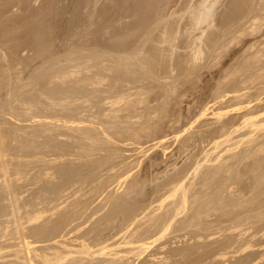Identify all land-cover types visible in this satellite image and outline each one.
Returning a JSON list of instances; mask_svg holds the SVG:
<instances>
[{"label": "rangeland", "instance_id": "1", "mask_svg": "<svg viewBox=\"0 0 264 264\" xmlns=\"http://www.w3.org/2000/svg\"><path fill=\"white\" fill-rule=\"evenodd\" d=\"M189 1L0 0L1 131L6 130V120L14 119L6 111L16 109V103L25 107L27 102H39L43 107L49 96L55 103L66 97L62 104L53 105L56 108L89 115L93 110L92 116L97 113L96 118L110 127L108 135L87 125L62 128L76 138V143L70 140L71 150L79 148L82 154L57 160V165L69 161V166L54 173L51 184L40 165L53 157L31 154L33 146L31 152L19 153L14 134L6 131L13 146L6 150V158L0 157V264H29L30 260L48 264L45 259L50 256L52 264H84L83 259L85 264H264V124L251 131L250 119L253 115L257 123L264 119V0H220L215 17L200 25H195L198 14L193 12L213 0ZM202 28L203 39L196 44ZM196 46L204 54L195 59ZM119 95L124 99L117 100ZM27 124L19 121L16 126L19 131L42 127ZM91 132L95 140L88 138ZM219 143L223 145L215 148ZM3 162L10 167L2 166ZM1 166L10 169L14 198L21 197L24 209L16 216L24 220L19 223L27 229L32 254L27 255L19 234L15 235L22 226L11 211L12 194L7 195ZM178 173L188 175L190 202L166 222L161 236L148 238L158 230L160 217L169 218L176 211L181 190L167 198L174 191L167 183ZM37 180L48 182L46 188L37 190ZM128 187L139 193L130 194L125 205L114 206L115 197ZM63 192L68 197L65 208L57 210L55 201L49 215L32 218L36 209H43V201ZM131 210L141 215L133 219L134 224L130 219L126 222ZM72 220L67 231L74 230L60 239H66L64 245L71 241L74 253L67 255L62 249L67 256L61 259L63 244L46 240L51 235L44 227ZM137 236H146L140 251L128 243ZM47 241L61 254L50 251ZM84 250L87 254L80 253ZM41 256H47L43 262Z\"/></svg>", "mask_w": 264, "mask_h": 264}, {"label": "bare ground", "instance_id": "2", "mask_svg": "<svg viewBox=\"0 0 264 264\" xmlns=\"http://www.w3.org/2000/svg\"><path fill=\"white\" fill-rule=\"evenodd\" d=\"M189 1V0H188ZM212 1V0H211ZM190 2V1H189ZM199 2V1H198ZM205 2V1H204ZM204 2H202V3H204ZM220 2V0H213L212 2H210L209 4H207V5H204V6H202V8L201 9H199V11L197 10V12H193V13H196V14H198L197 15V17L196 18H194L195 20H196V24L195 25H200L201 23L203 24V23H205V22H207V21H209V19H210V17H213L214 16V13H215V11L217 10V5H218V3ZM181 3V2H180ZM192 3V2H191ZM190 3V4H191ZM188 5V4H187ZM199 5V4H198ZM154 7V6H153ZM177 7V6H176ZM175 7V8H176ZM189 7V6H188ZM184 8V7H183ZM190 8V7H189ZM164 9V8H163ZM172 9H174V8H172ZM193 9V8H192ZM240 10V9H239ZM161 11V10H160ZM186 11V10H185ZM187 12V11H186ZM169 13V12H168ZM177 13V12H176ZM183 13V12H182ZM185 13V12H184ZM170 14V13H169ZM185 15V14H184ZM171 16H172V14H171ZM191 16V15H190ZM256 16V15H255ZM182 17L183 16H181V19H182ZM191 17H193V16H191ZM195 17V16H194ZM215 17V16H214ZM219 17V16H218ZM256 18V17H255ZM255 18L253 17L252 19L255 21ZM258 18V17H257ZM262 18V17H261ZM259 19V18H258ZM183 20V19H182ZM253 21V22H254ZM210 22H211V19H210ZM210 22H208V26H209V24L211 25L212 23H210ZM213 22V21H212ZM256 23V22H255ZM206 24V23H205ZM162 25V24H161ZM191 25V24H190ZM187 26V25H186ZM189 26V25H188ZM207 27V26H206ZM168 28V27H167ZM167 28H165V30L166 31H168L167 30ZM192 28H193V26H192ZM205 28V27H204ZM204 28H202V33L200 34V35H196L197 37H195V39L194 40H196V38H197V40H196V44H197V42H198V40L200 39L201 40V38L203 39V37H202V35H203V32H204ZM177 29V28H176ZM198 29H199V27H198ZM146 30V29H145ZM189 30H190V28H189ZM164 32V36L166 35V33L167 32ZM172 31V30H171ZM194 31V30H193ZM176 33V32H175ZM191 33V32H190ZM189 33V34H190ZM44 34V33H43ZM42 33H41V35H43ZM145 35V34H144ZM171 35V34H170ZM175 35V34H174ZM192 35H195V33L194 34H192ZM163 36V35H162ZM169 35L167 34L166 35V37H168ZM43 37V36H42ZM165 37V38H166ZM44 38V37H43ZM143 38V37H142ZM161 38V37H160ZM164 38V39H165ZM169 38H170V36H169ZM172 39V38H171ZM170 40V39H169ZM165 41V40H164ZM172 42V41H171ZM204 42V41H203ZM174 43V42H173ZM176 43H177V41H176ZM193 43H195V42H193ZM200 43V42H199ZM166 44V43H165ZM172 44V43H171ZM195 44V45H196ZM142 45V44H141ZM191 45V44H190ZM195 45H194V47H195ZM167 46V45H166ZM170 46V45H169ZM185 46V45H184ZM193 46V45H192ZM177 47V46H176ZM199 47H200V45H199ZM201 47H202V45H201ZM145 48V47H144ZM191 48V50H192V47H190ZM198 47L196 46V50H195V54H194V58L196 59V58H198V57H200V55H203L204 54V49H203V51H202V48L200 49H197ZM195 49V48H194ZM189 50V49H188ZM143 52V51H142ZM162 52V51H161ZM203 53V54H200V53ZM125 53H127V52H125ZM171 53H172V51H171ZM140 54V53H139ZM164 54V53H163ZM136 55V54H135ZM193 55V54H192ZM149 56V55H148ZM136 57V56H135ZM201 57H203V56H201ZM142 58V57H141ZM195 59L193 60V61H195ZM198 60V59H197ZM126 62V61H125ZM153 64V63H152ZM148 66V65H147ZM145 69V68H144ZM112 70V69H111ZM176 70V69H175ZM108 71V70H107ZM138 71V70H137ZM131 74V73H130ZM173 74V73H172ZM107 76V75H106ZM104 77V76H103ZM240 77V76H239ZM227 78V77H226ZM103 79V78H102ZM101 79V80H102ZM138 81V80H137ZM133 83V82H132ZM242 83H243V81H242ZM131 84V83H130ZM134 84V83H133ZM246 84V83H245ZM134 86V85H133ZM145 86H147V85H145ZM139 87V86H138ZM264 87V86H263ZM236 88V87H235ZM243 88V87H242ZM141 89V88H140ZM33 90V89H32ZM131 90V89H130ZM136 90V89H135ZM132 91H133V89H132ZM142 91V90H141ZM234 91V90H233ZM239 92H241V91H239ZM239 92H237V93H239ZM246 92V91H245ZM127 93V92H126ZM136 93V92H135ZM157 93V92H156ZM7 94V93H6ZM119 94V93H118ZM232 94V93H231ZM234 94V93H233ZM242 94V93H241ZM240 94V95H241ZM258 94V93H257ZM129 95V94H128ZM238 95V94H237ZM236 95V96H237ZM240 95H238L239 97H240ZM246 95V94H245ZM8 96V95H7ZM36 96V95H35ZM61 96H63V95H61ZM60 96V97H61ZM120 96V97H119ZM118 97H116L117 98V100L120 98L121 99V97H122V95H119ZM126 96V95H125ZM259 96V95H258ZM51 96H49V97H47L48 99L47 100H49L48 101V103H46V105L45 106H41L42 105V103L40 104L39 102L38 103H33V102H27L26 103V105L27 106H25V107H23L22 105H21V103H16L15 104V108L16 109H14V110H11V111H6L7 113H10L11 115H12V117H14V119H11L10 117H8V118H10L11 120H6L5 122H4V129H6L5 131H1L2 129H0V157H5L6 158V150H9V149H11L10 148V146H13L12 144H13V142L11 143L10 141H8V139H7V132L9 131V132H11V134L13 133L14 134V137L16 138V140L18 141V143L17 144H19L18 146H19V148H20V152L19 153H21L22 152V154L23 153H25L26 154V152L28 151V150H30V149H32V148H34L33 150H32V152H31V150H30V152H31V154H33V153H39V154H41V155H43V156H46V157H53V158H50L48 161H45V163L43 162V164H42V162H41V164L42 165H40L41 166V168H42V170H43V175L45 176V175H49L48 176V181H50V184H51V180L54 178V173H56V175H58L57 173H59V171H60V169H65L66 170V168H68L66 165H68V162H61V164L59 165V162H58V165H57V160H62V161H64L63 160V158L65 157V156H71V155H81L80 154V150H79V148H77L78 150H74V151H72L71 149H72V147H71V145L74 147V145L72 144V143H70V140L72 141V139L74 140V142L76 143V138H73L74 136H72V135H70L68 132H67V130L66 131H64L62 128H69V129H71V127H74V126H77L78 124V126L80 127V126H82V127H84V125H87L89 128L91 127V129H92V131L94 132V129L93 128H95L97 131L98 130H101L102 131V133L103 134H105V133H107V135H108V133H109V130H110V127L109 126H106V124L105 123H103V122H101L100 120H99V118H96V115H97V113H96V115L95 116H92V111H91V115H89V114H87L85 111L84 112H82V111H77V113L75 112V111H68L67 109V111H65V110H61L60 108L58 109V108H56L55 106H53V105H55L56 103H57V105L56 106H58V104L60 105V103L62 104L63 103V101H65V99H66V97H63V98H61V100H60V103L59 102H54L55 100H53V99H55V98H53V99H51L50 98ZM238 97V98H239ZM242 97V96H241ZM240 97V98H241ZM256 97V96H255ZM123 98V97H122ZM60 99V98H59ZM124 99V98H123ZM258 99V98H257ZM38 100V99H37ZM56 100H57V98H56ZM122 100V99H121ZM39 101V100H38ZM57 101H59V100H57ZM114 103H116V102H114ZM221 103V102H220ZM25 104V103H24ZM209 104H211V103H209ZM31 107H34V109L32 110V108ZM63 107V106H62ZM208 107V106H207ZM204 108V107H203ZM209 108V107H208ZM220 108V107H219ZM254 108H256L255 106H254ZM2 109V108H1ZM0 109V110H1ZM253 109V108H252ZM205 110L207 111V109L205 108ZM242 110V109H241ZM182 111V110H181ZM216 111V110H215ZM248 111V110H247ZM250 111V110H249ZM236 112V111H235ZM84 113H86V114H84ZM95 113V112H94ZM260 113V112H259ZM10 114H8V115H10ZM100 114V113H99ZM98 114V115H99ZM239 114V113H238ZM14 115V116H13ZM21 115L22 116H24V117H26L25 119H22L21 118ZM85 115V116H84ZM94 115V114H93ZM107 115V114H106ZM114 115V114H113ZM247 115V114H246ZM252 115V114H251ZM202 116V115H201ZM250 116V115H249ZM257 115H253L252 117H250V119H252L251 120V131H252V129H256L257 127H259V126H261L262 124H264V119L260 122V123H257V122H255L254 121V118L256 117ZM98 117V116H97ZM99 117H102V115L100 114V116ZM103 117H105V115L103 116ZM102 117V118H103ZM4 119V118H3ZM99 120V122H98V120ZM1 120V119H0ZM3 121V120H2ZM19 121H26L28 124L27 125H29V122H31V123H33L32 125H35V123H38V124H40L42 127L41 128H38L39 126H37V127H34L33 126V129L32 130H28L27 129V127L29 128L30 126H27V127H24V128H22V130L21 131H19L20 130V128L19 127H17L16 126V124L19 122ZM220 121H221V119H220ZM228 121V122H227ZM226 122L227 123H229V122H231V119L230 120H227ZM11 122H13V123H11ZM55 122H57V123H55ZM234 122V121H233ZM1 123V122H0ZM54 123V124H53ZM108 123V122H107ZM224 123H225V121H224ZM3 125V124H2ZM43 125H46V126H43ZM110 125H111V123H110ZM223 125H226V124H223ZM228 125V124H227ZM77 126V127H78ZM3 127V126H2ZM109 129H108V128ZM221 128L223 127V126H220ZM228 127H230V126H228ZM234 127V126H233ZM236 127V126H235ZM234 127V128H235ZM240 127V126H239ZM0 128H1V125H0ZM224 128V127H223ZM68 129V130H69ZM111 129H113V128H111ZM227 128H225V130H226ZM229 129V128H228ZM72 130V129H71ZM70 130V131H71ZM74 130V129H73ZM89 131L87 132V133H89L90 132V129H88ZM114 130V129H113ZM224 130V129H223ZM236 130V129H235ZM7 131V132H6ZM87 131V130H86ZM217 131V130H216ZM227 131V130H226ZM19 132H22V133H19ZM76 132V131H75ZM215 132V131H214ZM219 132H221V130L219 131ZM229 132V131H228ZM83 133V132H82ZM92 133V132H91ZM90 133V134H91ZM225 133V132H224ZM223 133V134H224ZM10 134V135H11ZM12 134V135H13ZM71 134H72V132H71ZM86 134V133H85ZM90 134H88V135H90ZM110 134H112V132L110 133ZM109 134V135H110ZM229 134V133H228ZM93 133L88 137V138H91V140L93 139V140H95V137H96V135L94 136V138H93ZM92 136V137H91ZM101 136H103V135H101ZM105 136V135H104ZM53 137L55 138V140H57L56 142L54 141V139H53ZM71 138V139H70ZM78 138V137H77ZM84 138V137H83ZM99 138V137H98ZM217 139V138H216ZM216 139H215V141H216ZM14 140V139H13ZM65 140V141H64ZM91 140H90V142H91ZM161 140H162V138H161ZM164 140V139H163ZM64 141V142H63ZM262 141V140H261ZM55 142V143H54ZM73 142V141H72ZM15 143V142H14ZM30 143H32L31 145H29ZM66 143V144H65ZM68 143V144H67ZM212 143V142H211ZM129 144H131V143H129ZM213 144V143H212ZM259 144V143H258ZM257 144V145H258ZM262 144V143H261ZM261 144H259V145H261ZM223 145V143H219V144H216V146H215V148H219V147H221ZM263 145V144H262ZM18 146H17V148H18ZM33 146V147H32ZM85 146V145H84ZM155 146V145H154ZM32 147V148H31ZM18 148V149H19ZM76 148H74V149H76ZM137 148V147H136ZM164 150H166V149H164ZM168 150V149H167ZM224 150V149H223ZM255 150H256V148H255ZM228 151H230V149H226V151L225 152H228ZM254 151V150H253ZM259 151V150H258ZM261 151V150H260ZM166 152V151H165ZM251 153V152H250ZM30 154V155H31ZM175 154V153H174ZM5 155V156H4ZM8 155V154H7ZM17 155V154H16ZM28 155V154H27ZM236 156L238 155V153L237 154H235ZM235 155H234V157H235ZM248 155V154H247ZM18 156V155H17ZM37 156V154L35 155V157ZM55 156V157H54ZM83 156V155H82ZM222 156V153H220L219 154V156L218 157H221ZM3 157L1 158V159H3ZM33 157V156H32ZM80 157V156H79ZM176 157V156H175ZM174 157V158H175ZM217 157V156H216ZM249 157H250V155H249ZM28 158V157H27ZM31 158V157H30ZM39 158H40V156H39ZM42 158V157H41ZM68 158H70V157H68ZM171 158V156L168 158V160H167V158H166V161H168L169 162V159ZM173 158V159H174ZM229 158V157H228ZM228 158H226V159H228ZM230 158H232V160H233V157H230ZM229 158V159H230ZM248 158V157H247ZM0 159V160H1ZM11 159V158H10ZM13 159V158H12ZM15 159H16V157H15ZM17 159H19V157L17 158ZM26 159V158H25ZM172 159V158H171ZM222 160H223V158H221ZM226 159H224V160H226ZM228 159V160H229ZM235 159H236V157H235ZM8 160V159H7ZM72 160V159H71ZM91 160V159H90ZM223 160V161H224ZM4 161H5V159H4ZM42 161V160H41ZM66 161V160H65ZM76 161H78V160H76ZM75 161V162H76ZM38 162V161H37ZM167 162V163H168ZM214 162V161H213ZM221 162V161H220ZM226 162V161H225ZM224 162V163H225ZM243 162V161H242ZM4 163V162H3ZM2 163V166H4L5 165V163H7V162H5L4 164ZM39 163V162H38ZM54 163H56V165L54 164ZM165 163V162H164ZM166 163V164H167ZM177 163V162H176ZM54 165V166H52V165ZM173 164V163H172ZM221 164H223V163H221ZM231 164V163H230ZM32 165V164H31ZM164 165V164H163ZM170 165V164H169ZM169 165H167V166H165L166 167V169H170V167H171V165H170V167H169ZM225 165V164H224ZM233 165V164H232ZM263 165V164H262ZM1 166V167H2ZM14 166V165H13ZM40 166H39V168H40ZM65 166H66V168H65ZM69 166V165H68ZM211 166V165H210ZM5 167H6V165H5ZM7 167H10V166H7ZM6 167V168H7ZM17 167V166H16ZM35 167V166H34ZM156 167V166H155ZM159 167V166H158ZM164 167V166H163ZM167 167H169V168H167ZM28 168V167H27ZM26 168V169H27ZM40 168V169H41ZM154 168V167H153ZM193 168V167H192ZM211 168V167H210ZM223 168V167H222ZM239 168H240V166H239ZM2 169H5V168H3L2 167ZM13 169V168H12ZM122 169V168H121ZM120 169V170H121ZM226 169V168H225ZM10 170V169H5V170H2L3 171V173L5 172V174H4V176H3V182H4V184L5 185H7V187L9 188V192H7L8 194V196H10V194H12L11 195V197L13 198H9L10 199V201H12V202H10V203H12L11 205H12V213H14L15 214V216L14 217H18V216H16L17 214H19V210H21V211H23V206H22V202L20 203L19 201H20V199H21V197L19 198V197H17L16 195V198H14V192H15V190H13L14 192H12V189H14V188H12V187H14L15 185L13 184L12 185V182H11V179H12V177H11V175L9 174V172L8 171ZM154 170H155V168H154ZM192 170V169H191ZM208 170V169H207ZM222 170V169H221ZM35 171V170H34ZM64 171V170H63ZM159 171V170H158ZM168 171V170H167ZM225 171V170H224ZM20 172V171H19ZM61 172V171H60ZM128 172V171H127ZM182 172V171H181ZM207 172V171H206ZM22 173V172H21ZM40 173V172H39ZM190 173V172H189ZM228 173H229V171H228ZM227 173V174H228ZM30 174H31V172H30ZM60 174H62V173H60ZM129 174V173H128ZM185 175H181V174H179L178 173V175L176 174V175H174V177L171 179V180H169V183H167V184H169V185H171V186H173V192L170 194V195H168L167 196V198L168 197H171V196H173V195H175L176 194V192L178 191V190H181V194H180V198H179V201L177 202V204H176V206H175V212L173 213V215L171 216V217H169L168 218V216H162V217H160L161 218V222H160V226H155V228H157L158 230L156 231H154L153 230V228H151L154 232L151 234V235H149L148 236V238H150V237H152V236H154V235H156V234H160V236H161V234L162 233H164L163 232V230H164V226H166L165 224H167L170 220H172V219H174L179 213H180V209L181 208H184V207H186L187 206V204L190 202V194H188L189 192V189H188V187L186 186V178H187V176L188 175H186L187 173H184ZM18 175V174H17ZM39 175V174H38ZM55 175V176H56ZM62 175H64V174H62ZM19 176V175H18ZM23 176V175H22ZM53 176V177H52ZM204 176V175H203ZM29 177V174L26 176V178H28ZM39 177V176H38ZM51 177V178H50ZM202 177V176H201ZM208 177V176H207ZM212 177V176H211ZM214 177V176H213ZM2 177H0V179H1ZM34 178H36V177H34ZM41 178V177H40ZM50 178V179H49ZM123 178V177H122ZM203 178V177H202ZM216 178V177H215ZM16 179V178H15ZM24 179V178H23ZM31 179V178H30ZM43 179V178H42ZM45 179V180H46ZM18 180V179H17ZM28 180V179H27ZM44 180V181H45ZM46 180V181H47ZM237 180V179H236ZM32 181H33V178H32ZM36 181V180H35ZM38 181V180H37ZM44 181L42 180V182H41V180H40V182L38 181L37 183H35V184H37V190L38 189H43L44 187L46 188V186H47V184H48V182H46V183H44ZM208 181V180H207ZM1 183H2V180L0 181ZM21 182V181H20ZM25 182V181H24ZM27 182V181H26ZM135 182V181H134ZM18 183V182H17ZM53 183V182H52ZM137 183V182H136ZM135 183V184H136ZM210 183H211V181H210ZM31 184H32V182H31ZM133 184V183H132ZM167 184H165V185H167ZM129 185V184H128ZM165 185H163V186H165ZM204 185V184H203ZM33 186V185H32ZM31 186V187H32ZM50 186V185H49ZM53 186V185H52ZM75 186V185H74ZM133 186V185H132ZM135 186V185H134ZM133 186V187H134ZM162 186V184L161 185H159V187H161ZM163 186H162V188H163ZM207 186V185H206ZM35 187V186H34ZM130 189H131V184H130ZM129 187L128 188H126L125 190H123V192L125 191V193H123V192H121L120 193V196L118 197V196H116V197H118V198H116L115 197V199H116V201L113 203V205L115 206V204L117 203H119V205L120 204H123L124 203V205H125V203H126V199L127 198H129V196H130V194L132 195V194H134V193H136V194H138L139 192V190L137 191V190H131L130 191V189H129ZM158 187V188H159ZM195 187H196V185H195ZM203 187V186H202ZM3 188V187H2ZM7 188V189H8ZM12 188V189H11ZM81 188V187H80ZM157 188V189H158ZM23 189V188H22ZM25 189V188H24ZM27 189V188H26ZM71 189H72V187H71ZM70 190V189H69ZM78 190V189H77ZM200 190V189H199ZM135 191V192H134ZM137 191V192H136ZM23 192V194L25 193L24 191H22ZM60 192V191H59ZM68 191H67V189H66V193H67ZM70 192V191H69ZM80 192V191H79ZM142 192V191H141ZM28 193V192H27ZM66 193L65 192H63L62 194L60 193L57 197H55V198H50V197H46L47 198V200H45V201H43V200H41L40 202H42L43 201V207L42 206H40V207H42L43 209H36L34 212V216H32V218L34 219V220H38L40 217H41V219H42V215L43 214H45V213H48V214H45V215H49V211H53L54 209H52L51 210V208H50V205H52V203L53 202H55L56 201V205H55V208L57 207H61L62 208V206H63V208H65L64 207V205H66V203H68L67 202V200H65L64 198L65 197H67V196H65L66 195ZM73 193V192H72ZM81 193V192H80ZM15 194H16V192H15ZM26 194V193H25ZM75 194H78L79 195V193L77 192V193H75ZM124 194V195H123ZM198 194V193H197ZM20 195V194H19ZM41 195V194H40ZM7 196V197H8ZM39 196V195H38ZM75 196V195H74ZM77 196V195H76ZM140 196V195H139ZM196 196V195H195ZM33 197V196H32ZM137 197V196H136ZM17 198H19V199H17ZM38 198V197H37ZM68 198V197H67ZM70 198H72V197H70ZM141 198V197H140ZM14 199H17V200H14ZM22 199H23V197H22ZM114 199V200H115ZM131 199H132V197H131ZM131 199H128V200H131ZM136 199V198H135ZM134 199V200H135ZM139 199V198H138ZM142 199V198H141ZM165 199V198H164ZM111 200V199H110ZM109 200V201H110ZM137 200V199H136ZM140 200V199H139ZM138 200V201H139ZM38 201V200H37ZM108 201V202H109ZM8 202H9V200H8ZM7 202V203H8ZM47 202V203H46ZM128 202V201H127ZM130 202V201H129ZM34 203V202H33ZM46 203V204H45ZM72 203V202H71ZM77 203V202H76ZM20 204H21V206H20ZM30 204V203H29ZM40 205V204H39ZM42 205V204H41ZM9 206H10V204H9ZM29 206V205H28ZM38 206V205H37ZM118 206V205H117ZM8 207V206H7ZM70 207V206H69ZM72 207V206H71ZM29 208V207H28ZM38 208V207H37ZM53 208V207H52ZM56 208V209H57ZM55 209V210H56ZM27 210V209H26ZM57 210H59V209H57ZM73 210V209H72ZM76 210V209H75ZM82 210H83V208H82ZM135 210V209H134ZM134 210H131V211H133V212H128V213H130V215L127 217V215H126V217L128 218V219H126V222L127 221H129V219H130V221H131V223H133L134 222V220L133 219H137L139 216H141V215H138V213H137V211H135L134 212ZM140 210V209H139ZM159 210H160V208H159ZM182 210V209H181ZM66 211V210H65ZM55 212V211H54ZM73 212V211H72ZM11 213V212H10ZM62 213V212H61ZM157 213V212H156ZM51 214V213H50ZM54 214V213H53ZM155 214V213H154ZM8 215H10V214H8ZM7 215V216H8ZM12 215V214H11ZM11 215H10V217H11ZM31 215H33V214H31ZM30 215V216H31ZM53 216V215H52ZM29 217V216H28ZM27 217V218H28ZM44 217V216H43ZM51 217V216H50ZM125 217V218H126ZM23 218V217H22ZM76 218H78V217H76ZM73 219L74 221L75 220H77V219ZM108 218V217H107ZM150 218H152V217H150ZM156 218V217H155ZM160 218H159V220H160ZM29 219H31L30 217H29ZM51 219V218H50ZM167 219V220H166ZM24 221L23 219H20L19 217L15 220V222L17 221L18 222V226H19V224H21L19 227H21L22 226V229L20 228V230H22V231H20L19 230V228H17V225H15V230H16V228H17V231H19L17 234L15 233V235H18V237H20V242H22L23 244H24V246L23 245H19V246H22V248H23V250L25 251L26 250V252H27V255H29V252H31V254H32V250H30V249H32L31 247H29V245L28 244H30L31 242H29V240H27V236H26V232L25 231H27V229L26 228H24V223L22 224V222H20L19 223V221ZM26 220V219H25ZM32 220V219H31ZM73 220L72 221H69V223L68 222H61V223H58L57 224V226H55V227H49V228H47L46 226L44 227V225H41V226H39V228H41V227H44V231L47 229V233L49 234V235H51V237L49 238V239H46V240H49V242L50 241H52L53 243L54 242H58V243H62V241H63V243L65 244V243H68L67 241L65 242V240H62V239H60V238H66L67 237V235H70L71 234V231H73V230H70V231H67V228H69V226H70V224L73 222ZM125 220V219H124ZM142 220V219H141ZM155 220V219H154ZM153 220V221H154ZM7 221V220H6ZM47 221H48V219H47ZM46 221V222H47ZM129 221V222H130ZM136 221V220H135ZM150 221H152V220H150ZM15 222H14V224H15ZM126 222H123V223H126ZM155 222H159L158 220H156ZM155 222H154V224H155ZM167 222V223H166ZM33 223V222H32ZM49 223V222H48ZM149 223V222H148ZM2 224V223H1ZM5 224V223H4ZM7 224V223H6ZM12 224V223H11ZM27 224V223H26ZM134 224V223H133ZM169 224V223H168ZM71 225H73V223L71 224ZM126 225H128V223L126 224ZM129 225H130V223H129ZM132 225V224H131ZM130 225V226H131ZM10 226V225H9ZM8 226V227H9ZM14 226V225H13ZM79 226V225H78ZM7 227V226H6ZM26 227V226H25ZM74 227V226H73ZM77 227V226H76ZM127 227V226H126ZM144 227V226H143ZM164 227V228H163ZM24 228V229H23ZM141 228H142V226H141ZM162 228H163V230H162ZM4 229V228H3ZM77 230H78V228H76ZM128 229V228H127ZM167 229V228H166ZM11 230V229H10ZM14 230V231H15ZM25 230V231H24ZM34 231H35V229H33ZM32 230V231H33ZM141 230V229H140ZM151 230V231H152ZM13 231V230H12ZM16 231V232H17ZM49 231V232H48ZM76 231V230H75ZM74 231V232H75ZM135 230H133L132 232H134ZM137 232H139V231H137ZM6 233V232H5ZM73 233V232H72ZM148 233H151V232H148ZM147 233V234H148ZM7 234V233H6ZM133 234V233H132ZM135 235H136V233H135ZM134 235V236H135ZM144 235H146V234H144ZM164 235V234H163ZM162 235V236H163ZM47 236V235H46ZM133 236V237H134ZM142 236H143V234H142ZM138 237L137 236V238L136 239H134L133 241H129L130 239H132V238H129V242L128 243H130L131 244V247H132V249L135 251V250H137V249H139V248H141V246L143 245V244H145V238H146V236H145V238H143V237ZM160 236H159V238H160ZM3 237V236H2ZM7 237V236H6ZM10 237V236H9ZM30 237V236H29ZM39 237V236H38ZM80 237V236H79ZM132 237V236H131ZM81 238H83L82 236H81ZM1 239V238H0ZM153 239V238H152ZM151 239V240H152ZM2 240V239H1ZM41 240V239H40ZM39 240V241H40ZM45 240V241H46ZM84 240L86 241V239H85V237H84ZM149 240V239H148ZM10 241L12 242V240L10 239ZM14 241V240H13ZM17 241V240H16ZM146 241H147V239H146ZM156 241V240H155ZM33 242V241H32ZM52 242L50 243V244H52ZM71 242V241H70ZM70 242H69V244H66V245H64L63 243V246H62V244H61V246H62V248L59 250V251H61L62 249H64V253H68L67 255H69V254H71V253H74V251L72 252V247L70 246ZM77 242V241H76ZM78 242H79V239H78ZM87 242V241H86ZM86 242H85V244H86ZM124 242H125V240H124ZM127 242L125 243V244H127ZM36 243V242H35ZM47 243H48V241H47ZM57 243V244H58ZM99 243V242H98ZM98 243H96V244H98ZM110 243H112V242H110ZM32 244V243H31ZM34 244V243H33ZM37 244V243H36ZM49 244V243H48ZM49 244V246L47 247V248H49V249H51L50 251H53L52 249H55V250H57V246H53V245H50ZM73 244V243H72ZM81 244H84V243H81ZM120 244H122V243H120ZM124 244V243H123ZM124 244V245H125ZM147 244V243H146ZM60 245V244H59ZM107 245V244H106ZM33 246V245H32ZM102 246V245H101ZM144 246V245H143ZM10 247V246H9ZM16 247V246H15ZM15 247H14V249H15ZM57 247V248H56ZM81 247H83V246H81ZM16 248H18V247H16ZM102 249H104V247L102 248ZM128 249V248H127ZM131 249V248H130ZM131 249V251H133ZM0 250H1V247H0ZM33 250H34V248H33ZM35 250H37V249H35ZM34 250V251H35ZM162 250V249H161ZM42 251H45V250H42ZM48 252H49V250H47ZM59 251H53V253L54 252H59ZM126 251V250H125ZM139 251H140V249H139ZM23 252V251H22ZM39 252V251H38ZM87 252L88 251H83V252H80L81 254L83 253H85V254H87ZM120 252V251H119ZM128 252V251H127ZM37 253V251H35V254ZM45 253H47L46 251H45ZM51 253V252H50ZM61 253H63L62 251H61ZM61 253H57V254H61ZM63 253V254H64ZM89 253H90V251H89ZM121 253V252H120ZM33 254H34V252H33ZM41 255H42V253H40ZM57 254H55V255H57ZM154 254V253H153ZM24 255H26L25 253H24ZM26 255V256H27ZM36 255H38L39 256V253L38 254H36ZM43 255H45L44 254V252H43ZM49 255V254H48ZM47 255V256H48ZM65 255V254H64ZM67 255H65L64 257H62L61 259H63V258H65ZM72 255V254H71ZM161 254H159L158 256H160ZM5 256V255H4ZM26 256H24L25 258L24 259H26ZM38 256H36V257H38ZM46 256V257H47ZM50 256V255H49ZM63 256V255H62ZM82 256V255H81ZM116 256V255H115ZM118 256V255H117ZM124 256H126V255H124ZM156 256V255H155ZM29 257V256H28ZM27 257V258H28ZM34 257V255L32 256V258ZM42 258L44 257V256H41ZM46 257H44V258H46ZM61 257V256H60ZM59 257V258H60ZM69 257V256H68ZM75 257V256H74ZM89 257V256H88ZM129 257V256H128ZM1 258V257H0ZM2 258H3V256H2ZM31 258V256H30V259H32ZM44 258L43 259H41L42 260V262L44 261ZM49 258H51V256L50 257H48V259L46 260L45 259V262H49L50 264H52L50 261H49ZM59 258H57V259H59ZM90 258H92V257H90ZM127 258V257H126ZM29 259V260H30ZM34 259V258H33ZM32 259V260H33ZM39 260V258H36L35 260L36 261H38ZM83 258H81V260H82ZM87 259H89V258H87ZM93 259V258H92ZM115 259V258H114ZM27 260V259H26ZM54 260H56V259H54ZM60 260V259H59ZM80 260V261H81ZM90 260V262H92L91 261V259H89ZM112 260V259H111ZM34 261V260H33ZM52 262H54L53 261V259L51 260ZM72 261V260H71ZM123 261V260H122ZM5 262V261H4ZM29 261L27 260V263H28ZM56 262H57V260H56ZM73 262V261H72ZM76 262V261H75ZM75 262L73 263V264H75ZM81 262H83L84 264H85V259H83V261H81ZM88 262V261H87ZM41 263V262H40ZM39 263V264H40ZM44 263V262H43ZM42 263V264H43ZM48 263V264H49ZM78 263H79V261H78ZM96 263V262H95ZM127 263H128V261H127ZM29 264H36V263H32L31 262V260H30V262H29ZM38 264V263H37ZM45 264V263H44ZM54 264H55V262H54ZM80 264V263H79Z\"/></svg>", "mask_w": 264, "mask_h": 264}]
</instances>
